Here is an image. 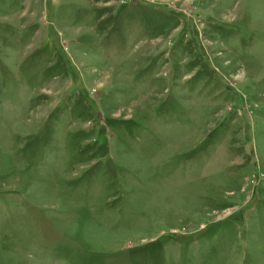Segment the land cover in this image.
I'll use <instances>...</instances> for the list:
<instances>
[{
  "label": "rangeland",
  "instance_id": "rangeland-1",
  "mask_svg": "<svg viewBox=\"0 0 264 264\" xmlns=\"http://www.w3.org/2000/svg\"><path fill=\"white\" fill-rule=\"evenodd\" d=\"M0 264H264V0H0Z\"/></svg>",
  "mask_w": 264,
  "mask_h": 264
}]
</instances>
